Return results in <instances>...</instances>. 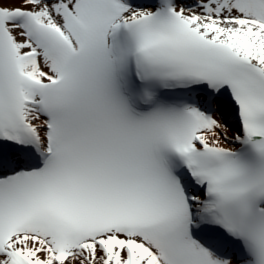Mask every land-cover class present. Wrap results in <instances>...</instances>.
<instances>
[{"label":"snow or ice","instance_id":"snow-or-ice-1","mask_svg":"<svg viewBox=\"0 0 264 264\" xmlns=\"http://www.w3.org/2000/svg\"><path fill=\"white\" fill-rule=\"evenodd\" d=\"M0 264H264V0H0Z\"/></svg>","mask_w":264,"mask_h":264}]
</instances>
